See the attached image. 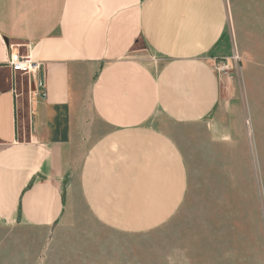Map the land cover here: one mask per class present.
<instances>
[{
  "label": "crops",
  "instance_id": "crops-1",
  "mask_svg": "<svg viewBox=\"0 0 264 264\" xmlns=\"http://www.w3.org/2000/svg\"><path fill=\"white\" fill-rule=\"evenodd\" d=\"M227 23L226 0H0V230L39 254L75 190L115 231L175 217L189 135L170 127L219 108ZM9 45L41 64L44 97L6 66Z\"/></svg>",
  "mask_w": 264,
  "mask_h": 264
},
{
  "label": "rangeland",
  "instance_id": "rangeland-1",
  "mask_svg": "<svg viewBox=\"0 0 264 264\" xmlns=\"http://www.w3.org/2000/svg\"><path fill=\"white\" fill-rule=\"evenodd\" d=\"M226 4L231 52L211 59L219 108L202 122L170 127L189 135L181 139L189 190L175 217L147 232L115 231L75 190L48 227L41 256L38 237H29L30 258L19 233L0 230V264H32L37 255V264H264V0Z\"/></svg>",
  "mask_w": 264,
  "mask_h": 264
},
{
  "label": "built area",
  "instance_id": "built-area-1",
  "mask_svg": "<svg viewBox=\"0 0 264 264\" xmlns=\"http://www.w3.org/2000/svg\"><path fill=\"white\" fill-rule=\"evenodd\" d=\"M223 63V62H222ZM226 64L221 65L224 67ZM6 66L13 73H20L21 75H26L29 79H35L34 88L37 89L36 94L44 97L45 91L43 87V82L37 79V73L40 70L41 64L34 60L28 53H22L20 50H13V47L9 45V55L6 60Z\"/></svg>",
  "mask_w": 264,
  "mask_h": 264
}]
</instances>
